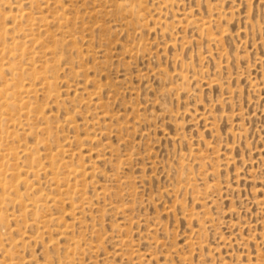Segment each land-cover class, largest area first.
<instances>
[{"label":"rangeland","instance_id":"1","mask_svg":"<svg viewBox=\"0 0 264 264\" xmlns=\"http://www.w3.org/2000/svg\"><path fill=\"white\" fill-rule=\"evenodd\" d=\"M0 264H264V0H0Z\"/></svg>","mask_w":264,"mask_h":264},{"label":"bare ground","instance_id":"2","mask_svg":"<svg viewBox=\"0 0 264 264\" xmlns=\"http://www.w3.org/2000/svg\"><path fill=\"white\" fill-rule=\"evenodd\" d=\"M121 5H122V4H121ZM141 7H142V6H141ZM99 12H100V11H99ZM101 12H102V11H101ZM25 14H26V13H25ZM19 15H20V14H19ZM66 15H67V14H66ZM11 17H12V16H11ZM13 17H14V16H13ZM13 17H12V18H13ZM62 17H64V16H62ZM62 17H61V18H62ZM68 17H69V16H68ZM14 19H15V17H14ZM68 19H69V18H68ZM68 19H67V20H68ZM32 22H33V21H32ZM37 26H38V25H37ZM33 27H34V26H33ZM33 27H32V28H33ZM41 29H42V28H41ZM42 30H43V29H42ZM48 52H49V51H48ZM47 54H48V53H47ZM40 127H41V126H40ZM45 129H46V127L44 128V130H45ZM33 171H34V170H33ZM71 171H72V169H71ZM77 171H78V170H77Z\"/></svg>","mask_w":264,"mask_h":264}]
</instances>
